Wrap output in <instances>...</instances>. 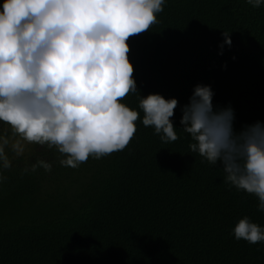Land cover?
<instances>
[{
    "label": "trees",
    "instance_id": "16d2710c",
    "mask_svg": "<svg viewBox=\"0 0 264 264\" xmlns=\"http://www.w3.org/2000/svg\"><path fill=\"white\" fill-rule=\"evenodd\" d=\"M157 19L130 38L129 58L141 96L178 100L179 139L163 143L140 112L124 150L75 169L55 148L29 145L31 156L13 159L0 182V264H264V242L232 232L244 216L264 227L257 198L191 152L180 125L197 84L211 86L214 108H233L237 131L264 122V3L165 0ZM222 32L232 41L223 49ZM122 102L139 111L136 94ZM38 159L51 171L22 174Z\"/></svg>",
    "mask_w": 264,
    "mask_h": 264
},
{
    "label": "clouds",
    "instance_id": "9594fccd",
    "mask_svg": "<svg viewBox=\"0 0 264 264\" xmlns=\"http://www.w3.org/2000/svg\"><path fill=\"white\" fill-rule=\"evenodd\" d=\"M253 8L264 0H246ZM165 0H3L0 4V182L12 160L31 156L29 145L55 148L62 166L77 168L124 150L136 122L152 127L163 143L179 139L171 118L176 98L141 96L130 62V38L159 23ZM231 46L229 32H222ZM222 54V53H221ZM136 94L138 108L122 101ZM210 85L197 84L181 107L189 150L225 173L224 183L257 198L264 211V122L234 129L229 105L214 108ZM10 130V134H9ZM9 153L12 155L10 156ZM51 163L38 159L23 173ZM236 240L264 242V227L248 216Z\"/></svg>",
    "mask_w": 264,
    "mask_h": 264
}]
</instances>
